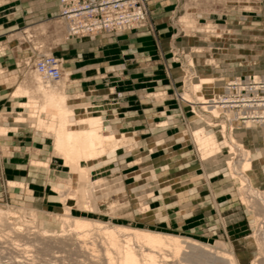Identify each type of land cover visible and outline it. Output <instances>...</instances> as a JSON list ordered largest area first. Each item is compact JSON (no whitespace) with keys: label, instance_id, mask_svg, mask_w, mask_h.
I'll return each instance as SVG.
<instances>
[{"label":"rangeland","instance_id":"obj_1","mask_svg":"<svg viewBox=\"0 0 264 264\" xmlns=\"http://www.w3.org/2000/svg\"><path fill=\"white\" fill-rule=\"evenodd\" d=\"M145 4L148 16L146 23L140 27L152 30L155 22L150 17L151 9L146 0ZM59 10L60 0L47 17L26 19L0 39V97H5L4 102L19 99L15 104L18 107H13V111L0 108V126L7 128V131L0 132V210L11 213L6 218L8 221L0 220V264H107L106 253L92 250V241L102 242L103 236L100 231L97 232L98 228L91 231L90 237L82 239H77L78 233L72 229L56 228L57 221L64 217L68 207L72 216L103 221L107 227L143 229L179 237L184 245L183 254L175 257L170 248L163 251L172 259L170 264L209 263L203 258L194 260L185 256L194 246L197 247L196 252L208 253L210 259L224 260L218 257L228 254L238 264H253L260 256V264H264L258 243L263 231L264 210L250 193L252 189L264 193V186L261 185L263 177H259L254 184L249 174L252 168L239 173L245 179L246 188L243 189L240 178L234 177L227 163L235 158L239 165L244 150H249L254 168L253 153L257 151L253 150L249 141L252 137L256 138L259 130V133L262 132V135L258 134L259 138H264V126L229 130L223 124L225 133L220 134L216 128L206 124L218 119H213L204 111L192 87L198 78L211 79L214 85L205 84L200 87L203 89L199 93L209 98L220 93L225 83L234 77L244 79L264 75V0L178 2L176 13H171L167 23L177 34L184 36L181 46L173 47L170 54L174 67L180 73L179 89L169 99L163 95V90L148 89L147 94L154 102L168 99L174 104L168 103L170 111L167 114L160 106H157V111L148 113L146 129L148 135H152L155 128L178 125L176 139L180 140L175 146L168 142L159 145L157 142L155 146L142 148L144 152L131 153L139 147L134 134L128 133L133 130L120 128L116 132L104 126V130L116 133L119 141L108 143L103 157L89 164L93 183L103 179L107 181L102 188H92L95 210H92L90 201L84 209H79L71 199L64 201L63 192L76 187L78 179L72 173L70 164L55 151L53 133L45 126L40 127L38 118L30 117L37 110L29 103L32 99L25 94L15 96L19 85L32 81L37 72L35 63L45 55L59 60L60 79L66 80L63 78L66 72L63 56L58 54L57 49L61 46V39L73 37L65 32ZM84 38L80 40L91 37ZM164 70V75L168 77V71ZM78 73L79 68L75 74ZM63 80L57 84L60 85ZM67 92L73 97L77 95L70 93L69 88ZM92 108L83 104L78 109L86 113ZM199 115L204 121H200ZM161 117H165L163 122ZM42 118L46 123L49 121L48 114L44 113ZM122 119L123 114L118 115L119 122ZM197 127H204L215 134L217 130L218 142L226 138L231 143L230 134H233L238 143L237 151L231 154L228 148H222L216 156L203 160L191 137V132ZM251 128H254L252 134L242 138L241 132ZM192 161L195 166L200 161L202 165L207 161L210 175L207 177L202 170H193ZM28 169H38L39 173L46 171L45 179L38 177L36 182L31 181ZM224 179L228 187L224 190L229 192H215ZM44 222L50 227L49 232H44L41 225ZM55 228L56 233L52 232ZM162 260L160 256V262Z\"/></svg>","mask_w":264,"mask_h":264},{"label":"crops","instance_id":"obj_2","mask_svg":"<svg viewBox=\"0 0 264 264\" xmlns=\"http://www.w3.org/2000/svg\"><path fill=\"white\" fill-rule=\"evenodd\" d=\"M58 1L0 0V39L3 35L14 31L26 19L47 17L51 10L56 9ZM146 2L151 9L150 17L155 22L152 30L139 27L120 33L101 32L85 41L77 37L61 39V46L57 49L58 54L63 56V66L66 71L63 78L66 77L65 82H70L67 84L70 93L81 95L83 98L81 102L93 107L90 112L103 117L102 122L105 127H110L116 132H119L120 128L133 130L128 133L134 134L139 147L134 148L131 153L144 152V150L141 151L142 148L155 146L157 142L159 145L168 142L171 146H175L180 140V138L176 139L178 135L176 131L180 128L178 125L155 128L152 135H148L149 132L146 129L148 113L157 111V106H160L167 114V111H170L168 103L174 104L168 99L173 97L172 94L179 89L180 73L174 67L170 54L173 47L181 46L180 42L184 36L177 34L167 20L171 13H176L175 8L180 0H146ZM78 68L80 73L77 75L75 72ZM163 68L168 71V77L164 75ZM149 88L163 90V95L165 94L168 99L165 102H154L147 94ZM4 100H6L5 97L1 96L0 108L11 109L10 111H13V107L17 109L18 105L15 104L19 101L18 98L9 99L6 102ZM80 109L78 110L81 111ZM121 114L123 119L119 122L118 115ZM154 116H156L155 113ZM160 119L163 122L165 117ZM252 129L254 128L241 132V137L251 135ZM259 132L260 130L255 134L256 138L252 137L249 141L253 150L257 151V154L253 153L256 166L254 168L252 166L249 173L254 184H257L259 177H263L264 180V138H259L262 135V132ZM153 135L154 138H152ZM181 144L183 146V143ZM262 144L263 147H260ZM193 162V170H202L207 177L210 175L206 166L207 161L203 165L200 161L196 166ZM37 170L28 169L33 182H36L38 177L43 179L46 177V171L42 170L43 173H39ZM10 172L12 173L11 170ZM225 181L224 179L222 186L215 192L219 191L222 194L229 192L224 190L228 189ZM261 185L264 186V181Z\"/></svg>","mask_w":264,"mask_h":264},{"label":"bare ground","instance_id":"obj_3","mask_svg":"<svg viewBox=\"0 0 264 264\" xmlns=\"http://www.w3.org/2000/svg\"><path fill=\"white\" fill-rule=\"evenodd\" d=\"M255 79L259 78L255 77ZM62 80L63 79L51 81L36 72L32 81L30 80L31 84H27L25 82L24 84L18 86L15 91V96L17 97L18 95L25 94L29 96L28 98L32 99L29 103L34 105L37 110L35 109L36 111H34L30 117L38 118V125H40V127L45 126L53 133L55 137V151L61 155L68 164H70L72 173H74L78 179V185L76 187L67 189V191L63 192L64 201L67 202L68 199L73 200L74 203L79 206V209H84L85 205L90 201L89 204L92 210H95L96 206L93 204L94 197L92 188H102L106 185L107 181L103 179L93 183L90 172L92 168L89 164L90 162H93L96 159L99 160L100 157H103L102 154L105 152L108 143L114 144L118 142L119 137H117L116 133L104 130L102 122L103 117L100 114H94L90 111H87L86 113L84 111H79L77 108L81 105L83 106L84 104L81 102L83 99L81 98L82 96L78 94L74 97L71 96L67 92L68 87L65 80H63L60 85L57 84ZM53 82H56V85L53 84ZM213 83L214 81L211 79L198 78V81L193 82L192 86L195 91L194 93L198 95L197 102L201 104L203 109L210 110L212 113L210 116H223L222 121L219 123H213L207 119L209 122H206V124L216 128L220 134L223 132L225 133L224 129H226V127L223 124H225L229 130L264 126V123H258L259 120H257L258 122H255L251 119V117H248L242 123L239 117L240 114H237L231 108L221 111L217 108V106H215V108L209 109L205 104L208 102V98L199 93H202L203 89H200V87L205 84L212 86L214 85ZM243 83L244 82H241L240 85H243ZM224 87L220 93L214 95L216 98L223 93L225 90ZM30 93L32 95H30ZM38 97L39 99H42V102L38 101L39 99L35 100ZM44 113L48 114L49 121L47 123L44 122L45 120L42 118ZM200 116L201 115L198 116L200 121H204V119ZM20 118L24 119L23 117ZM197 128L198 129L196 131L191 132V137L201 153L203 160L211 156H216L215 154L220 152L222 148H228L231 154H234L237 151L236 149L238 148V143L233 138V134H230L233 139L231 143L228 142L226 138L222 142H218V139L216 138L217 130H215V134L213 131L208 132L204 127ZM6 129L7 128H2V126H0V132H5L7 131ZM252 160L253 158L251 156V152L249 150H244V157L239 165L235 162V158L227 162L234 177L237 176L240 178L242 185L241 188L243 189L246 186V183L243 176H240L239 173L250 170L252 168ZM250 193L253 198L258 200L257 202H260V206L262 210H264V193L256 191L255 189L250 190ZM70 212L71 208H66L64 217L62 216L63 218L57 221L56 228L72 229L76 234L78 233L77 239L84 236L90 237V235H92L91 231L94 228H98L97 232H101L104 240L102 238L101 243L92 241V250L98 253H106L107 264H170L169 261H172V259H170L169 256L163 252L165 249L170 248L174 253L173 256L175 257H179L184 252L183 241L179 237L163 235L158 232L143 229H132L120 226L107 227L103 225V221L99 222L97 220L77 218L72 216ZM10 215L11 213L0 210V220L5 221ZM41 225L44 232H49L48 230L50 227L48 224L44 222ZM56 228L52 230V232L56 233ZM262 229L263 231L261 233V237L258 238V243L264 257V224L262 225ZM79 234H83V236H79ZM84 244L87 245L86 242H84ZM193 248L194 249L190 251L192 254H185L187 258H192L194 260L196 258H198V260L203 258L204 262H209L211 264H238L235 262L233 257L228 254L220 255V257H218H222L224 260L210 259V255L208 253H202L201 250V252H199V250L196 252L195 249H197V247L194 246ZM113 253H115L116 256ZM160 256L163 258V262H160ZM260 258V256L257 257L253 261V264H260Z\"/></svg>","mask_w":264,"mask_h":264},{"label":"built area","instance_id":"obj_4","mask_svg":"<svg viewBox=\"0 0 264 264\" xmlns=\"http://www.w3.org/2000/svg\"><path fill=\"white\" fill-rule=\"evenodd\" d=\"M147 14L145 0H60L59 17L70 37H92L101 32L120 33L143 26ZM35 70L51 81H58L62 77L60 62L52 55L38 59ZM241 82H244L243 85H240ZM224 86L225 90L221 95L208 98L205 104L209 109L215 106L221 111L231 108L240 114L242 123L248 117L255 122L259 120L258 123H264V75L244 79L234 77ZM204 111L212 114L210 110ZM211 117L218 119L213 123H219L223 118L222 115Z\"/></svg>","mask_w":264,"mask_h":264}]
</instances>
